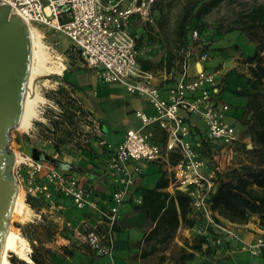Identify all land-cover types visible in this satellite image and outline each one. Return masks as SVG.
<instances>
[{
  "label": "crops",
  "instance_id": "crops-1",
  "mask_svg": "<svg viewBox=\"0 0 264 264\" xmlns=\"http://www.w3.org/2000/svg\"><path fill=\"white\" fill-rule=\"evenodd\" d=\"M152 15L153 23L144 22L138 15L133 16L132 32L139 50L140 68L154 77V83L160 87L162 96L167 97L169 88L174 84V80L168 79L169 73L177 60L183 59L191 46L197 52L202 51L204 41L202 38H194L189 31V0H157L153 5ZM67 56L63 73L56 81V89L46 97L48 105L42 118L19 135L16 144L26 156L33 157L34 150L53 159L54 156L49 151L59 155L61 149L67 147V144L61 145L57 141L61 135L60 129H72L73 126L64 122L59 129L54 122L62 121L67 110L66 98L74 96L76 104L78 102L86 114H93L100 121L102 133L101 136L92 134L82 126L81 118L78 119V137L70 143L76 144L73 161L63 163L73 167L66 172L92 187V200L99 206H107L114 188L111 181H104L100 177L104 173L109 154L96 144V140L104 138L118 146L123 142L128 129L143 128L145 132L152 134L153 142L164 145L166 134L157 124L143 127L137 116L138 111L148 116L156 115L146 97L129 92L119 83L104 82L97 70L87 66L81 51L74 44L69 47ZM191 72L194 73L193 68ZM223 84L219 88V98L223 102L238 103V99L242 98L228 91L223 92ZM228 89L235 88L230 86ZM60 91L64 92V96ZM227 94H232L237 99L231 102L227 100ZM51 103L59 110L51 107ZM76 115L78 118L77 112ZM237 116L236 107H230L228 119L236 128L238 146L243 147L246 142L247 148L251 149L248 141L252 143V140L247 127L241 124ZM189 123L193 129L192 139L197 141L206 135V127L200 117L191 116ZM86 138L90 139V145L86 143ZM78 142L89 151L78 148ZM169 160L171 164H175L179 156L172 153ZM243 163H248V160L236 162L231 167ZM27 170L23 166L25 175ZM137 198L142 199L141 204L136 202ZM35 201L42 203L41 206L33 208L26 203L29 217L18 229L27 236L29 256L34 254L44 264H58L57 261H64L65 264H227L231 261L233 264H264V247L259 255L235 250L218 259L211 252L205 251L204 247L202 250L195 248L198 239L202 238L195 232L198 224L191 216L189 195L173 185L170 173L160 162L148 166L138 178L132 195L121 208L113 230L115 247L112 256L96 257L89 245H80L72 236L73 229L83 221L97 223L99 216L94 209H76L70 206V200L63 209L52 208L51 203L45 199L35 198ZM215 215L222 224L235 229L242 244L253 245L259 239L264 240V228L260 226L257 216H252L247 223H235ZM189 220L195 221L194 225H190ZM189 254L193 256L190 257ZM32 262L33 260L29 263Z\"/></svg>",
  "mask_w": 264,
  "mask_h": 264
},
{
  "label": "built area",
  "instance_id": "built-area-1",
  "mask_svg": "<svg viewBox=\"0 0 264 264\" xmlns=\"http://www.w3.org/2000/svg\"><path fill=\"white\" fill-rule=\"evenodd\" d=\"M156 1L0 0V5H9L13 12L21 13L29 22L50 25L64 33L81 51L87 66L97 70L104 82L119 83L129 92L146 97L156 115L148 116L138 111L137 116L143 127L157 124L166 134L164 145L153 142L152 134L143 128L128 129L118 146L104 138L96 140V144L109 154L100 177L111 181L114 188L107 206H99L92 200V187L77 176L31 156H23L15 165L19 186L27 196L45 199L52 208L63 209L53 200L54 193L58 192L69 198L76 209H94L99 216L97 223L83 221L73 229L72 236L80 245H89L98 255L112 256L113 230L121 208L148 166L160 162L170 173L173 185L189 195L191 216L198 224L195 232L204 239L203 247L213 250L215 259L240 248L259 255L264 240L259 239L253 245L242 244L233 227L215 220L208 201L218 173L229 169V160L239 152L236 128L228 119L230 106L219 98L218 73L209 68L211 54L189 47L169 73L168 79L174 80V84L167 97L162 96L154 77L140 68L132 17L138 15L144 22L153 23L152 8ZM192 34L199 39L197 30ZM49 105L59 110L56 105ZM77 105L80 106L78 102ZM77 114L80 116L81 111ZM191 116L202 119L206 127L204 137L217 146L210 159L203 158L195 146L189 123ZM80 121L92 134L101 136L100 121L93 114H85ZM86 140L90 145V139ZM172 153L179 156L175 164L169 160ZM23 166L28 168L27 175ZM136 202L141 204L142 199L137 198Z\"/></svg>",
  "mask_w": 264,
  "mask_h": 264
},
{
  "label": "trees",
  "instance_id": "trees-1",
  "mask_svg": "<svg viewBox=\"0 0 264 264\" xmlns=\"http://www.w3.org/2000/svg\"><path fill=\"white\" fill-rule=\"evenodd\" d=\"M224 1L226 0H189V25L194 24V30L202 35L208 27L204 23L205 17ZM235 23V27L227 28L226 32L238 30L246 35L255 46L252 53L243 59V63L248 65L249 69L245 87L234 90L226 89V91L247 99L242 119L252 140V148L248 149L246 145L243 146L244 153L249 158L248 163L218 173L216 185L210 193L208 201L215 220L219 223L221 221L215 214L235 223H247L252 216H257L260 226L264 228V4L256 5L250 10L240 13ZM222 29H224L223 25H218L215 34L220 35ZM203 50H206V46ZM60 93L64 96L63 91ZM66 102L67 110H65L64 118L62 121L54 122L59 129L60 124H64V122L76 127L77 120L86 114L73 98H66ZM79 110L81 115L77 118L76 112ZM60 130L61 135L57 138L58 143L68 144L72 139L71 129L61 128ZM194 142L200 155L205 159L212 158L217 150V146L207 141L204 136ZM78 148L89 151L80 142H78ZM53 200L56 205L66 206L70 199L55 192ZM26 202L33 208H39L42 204L37 203L32 196H27ZM70 206L74 207L73 204ZM190 212L192 213V207ZM194 222L189 220L190 225H194ZM22 235L27 238L24 233ZM204 242L203 238L198 239L195 248L202 250ZM205 251L213 252L211 248L205 249ZM92 254L96 257H103L93 249ZM189 256L193 255L189 254ZM30 257L33 260L32 263L20 259L13 253L10 260L14 264H44L34 254H31ZM57 263L65 264L64 261H57Z\"/></svg>",
  "mask_w": 264,
  "mask_h": 264
},
{
  "label": "rangeland",
  "instance_id": "rangeland-1",
  "mask_svg": "<svg viewBox=\"0 0 264 264\" xmlns=\"http://www.w3.org/2000/svg\"><path fill=\"white\" fill-rule=\"evenodd\" d=\"M264 4V0H226L219 7L215 8L211 13H209L205 19L204 23L208 26L205 32L200 35L199 38H202L204 41V47L206 46V50L211 54V60L208 62L209 68L216 71L218 73L217 81L219 83V87L223 84L224 89L223 92L228 89V87L232 86L235 89L243 88L246 84V78L249 74L248 65L243 63V59L246 55L252 53L255 44L252 43L248 37L242 34L240 31L235 30L234 32L227 33V28L235 27L236 19L238 15L242 12H246L253 8L256 5ZM223 25L224 29L220 31V35H216V27L218 25ZM34 27L40 32L41 39L46 46V52L50 61L54 62L61 71L58 74H48L40 77L37 80V86L40 94L46 98L50 91L56 89L57 84L56 81L58 77L63 73V67L66 63L67 52L69 47L73 46L69 37H67L64 33L57 31L50 25L33 23ZM194 24L189 25V31L193 33ZM230 84V86H228ZM221 88V87H220ZM237 98L232 94H227V100H231L234 102ZM238 103H227L230 107H236V112L238 111L237 118L240 120L241 124L243 123V112L246 109L247 99L242 98L238 99ZM47 106V101L41 103L38 107V110L44 113V109ZM41 107V108H40ZM38 111V116L33 121V125L35 122H38V119L42 118V113ZM32 125V127H33ZM245 127V126H244ZM72 131V139L67 144V147H63L61 149V153L57 155L55 152L49 151L51 155L54 156V159L60 162L73 161L72 156L74 154L75 145H70L74 139L78 137V131L76 127L71 129ZM25 131H20L17 129H13L10 132L11 145L10 148L17 152L20 156V161L22 157H26L25 154L22 153V148H18L16 144L17 137L21 134H24ZM249 145H252L250 141ZM246 142L243 143L245 145ZM45 148V147H44ZM238 154L234 155L229 160V168L234 165L236 162H244L248 160V156L244 153L243 147L238 146ZM64 159H66L64 161ZM23 193V202H26L27 195L25 191L22 190ZM26 216H22L21 214H15L14 217H11V226L15 231L22 235L18 226L26 222L29 215L28 212L25 213ZM23 236V235H22ZM239 250H245L240 248ZM248 251V250H245ZM251 253V252H250ZM13 253H10V257ZM21 259V258H20ZM227 264H233V261L228 262Z\"/></svg>",
  "mask_w": 264,
  "mask_h": 264
},
{
  "label": "water",
  "instance_id": "water-1",
  "mask_svg": "<svg viewBox=\"0 0 264 264\" xmlns=\"http://www.w3.org/2000/svg\"><path fill=\"white\" fill-rule=\"evenodd\" d=\"M31 59L32 41L27 22L9 5H0V262L20 187L14 173L16 153L10 148V132L21 121ZM33 158L62 171L73 169L39 150L33 151Z\"/></svg>",
  "mask_w": 264,
  "mask_h": 264
},
{
  "label": "bare ground",
  "instance_id": "bare-ground-1",
  "mask_svg": "<svg viewBox=\"0 0 264 264\" xmlns=\"http://www.w3.org/2000/svg\"><path fill=\"white\" fill-rule=\"evenodd\" d=\"M17 13L27 22L32 41V59L25 103L20 124L16 128L20 131H28L32 127L34 119L38 116V107L46 100V98H44L38 90L37 80L44 75L59 74L61 71L57 66H55L56 64H53L54 62L50 61L51 58H49L48 53L45 50L46 46L41 39L40 32L34 27L33 23L28 21L26 17L19 12ZM15 153L16 163H18L20 162V156L17 152ZM26 212H28V206L23 202L22 188L19 187V193L16 198L11 217H14L15 214L26 216ZM29 251L30 246L27 239L20 235L17 230L15 231V229L11 226L5 240L0 264H14L10 260V253H14L19 258L31 262L32 260L29 256Z\"/></svg>",
  "mask_w": 264,
  "mask_h": 264
}]
</instances>
